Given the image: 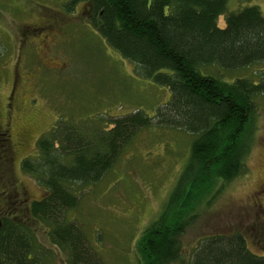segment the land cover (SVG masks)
Here are the masks:
<instances>
[{
  "label": "trees",
  "instance_id": "obj_1",
  "mask_svg": "<svg viewBox=\"0 0 264 264\" xmlns=\"http://www.w3.org/2000/svg\"><path fill=\"white\" fill-rule=\"evenodd\" d=\"M229 1L62 0L67 12L87 2L106 44L133 65L137 77L168 90L153 115L139 108L105 113L97 119L104 125L60 116L38 138L37 154L21 160V168L44 191L30 201L29 216L45 227V236L65 253L67 264H106L70 216L79 202L75 186L102 179L140 129L169 127L193 139L166 201L141 233L139 264L182 260L187 205L214 179L230 181L246 171L264 66L258 73L255 68L248 75L234 73L264 65V14L256 5L229 9ZM220 16L224 26L217 23ZM45 253L31 227L2 218L0 264H42ZM186 264H264V254L249 250L238 232L212 234L198 242Z\"/></svg>",
  "mask_w": 264,
  "mask_h": 264
},
{
  "label": "rangeland",
  "instance_id": "obj_2",
  "mask_svg": "<svg viewBox=\"0 0 264 264\" xmlns=\"http://www.w3.org/2000/svg\"><path fill=\"white\" fill-rule=\"evenodd\" d=\"M246 5H256L264 14V0L228 3L233 10ZM87 7L80 2L67 12L62 0H0V146L4 131L12 138L10 153L0 149V216L32 228L46 250L42 264L67 260L49 242L45 227L29 216L30 201L44 191L21 168V160L37 154L38 138L60 116L104 125L97 119L105 113L139 108L153 115L168 98L166 88L137 77L133 65L106 44ZM217 23L224 26V16ZM263 66L234 76L254 68L258 73ZM255 104L246 171L230 181L216 178L187 207L184 202L188 223L180 235L182 260L174 264H186L198 242L212 234L238 232L249 250L264 254V92ZM192 139L174 128H142L102 179L75 186L79 202L70 216L106 264H139L141 233L166 201Z\"/></svg>",
  "mask_w": 264,
  "mask_h": 264
},
{
  "label": "flooded vegetation",
  "instance_id": "obj_3",
  "mask_svg": "<svg viewBox=\"0 0 264 264\" xmlns=\"http://www.w3.org/2000/svg\"><path fill=\"white\" fill-rule=\"evenodd\" d=\"M2 134H4V138L1 139L0 149L1 148L2 149H7V152L10 153L9 150H10L11 140H12L11 135L8 133V131H7V133H6V131H4V133H2ZM12 146H13V144H12ZM3 217L4 216H0V225H1V222H2V218Z\"/></svg>",
  "mask_w": 264,
  "mask_h": 264
}]
</instances>
